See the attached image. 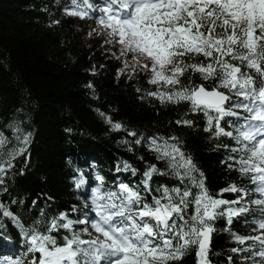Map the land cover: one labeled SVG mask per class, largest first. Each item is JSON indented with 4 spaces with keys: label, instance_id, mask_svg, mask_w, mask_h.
<instances>
[{
    "label": "snow or ice",
    "instance_id": "snow-or-ice-1",
    "mask_svg": "<svg viewBox=\"0 0 264 264\" xmlns=\"http://www.w3.org/2000/svg\"><path fill=\"white\" fill-rule=\"evenodd\" d=\"M62 10L93 21L88 35L119 62L118 81L146 82L140 100L184 107L174 123L206 134L236 179L213 190L180 136L138 132L97 109L128 152L145 153L142 167L118 160L111 177L74 167L77 202L61 210L47 197L41 207L10 191L33 136L26 116L12 119L0 126V264H183L193 253L195 264H215L221 232L245 245L232 253L264 264V0H67ZM17 240L22 255L3 250Z\"/></svg>",
    "mask_w": 264,
    "mask_h": 264
},
{
    "label": "trees",
    "instance_id": "trees-1",
    "mask_svg": "<svg viewBox=\"0 0 264 264\" xmlns=\"http://www.w3.org/2000/svg\"><path fill=\"white\" fill-rule=\"evenodd\" d=\"M64 3L67 0H0V126L26 116L24 126L33 133L30 164L25 175L16 178L10 189L13 195L28 203L38 199L41 207L52 197L48 203L63 210L77 202L79 195L72 187L74 167L91 172L94 166L109 177L116 175L118 160L142 167L136 155L145 153L128 152L121 143L124 135L110 131L97 109L138 132L180 136L213 190L235 180L236 173H228L221 164L226 153L215 150L206 134L174 123L186 111L184 107H161L149 99L140 100L135 88L148 87L145 81L117 80L118 64L96 42L80 41L73 21L63 14ZM45 7L47 12L42 10ZM54 19L60 24L51 26ZM93 65L95 76L89 71ZM89 81L95 85L94 94L84 87ZM198 123L202 129L203 119ZM66 128L73 129L71 135ZM234 230L249 234L242 223H236ZM18 244L17 240L3 250L22 255ZM233 247L245 245L221 232L215 239V264H228V256H233L235 264H252L242 259L244 253H232ZM183 264H195L194 253Z\"/></svg>",
    "mask_w": 264,
    "mask_h": 264
},
{
    "label": "rangeland",
    "instance_id": "rangeland-1",
    "mask_svg": "<svg viewBox=\"0 0 264 264\" xmlns=\"http://www.w3.org/2000/svg\"><path fill=\"white\" fill-rule=\"evenodd\" d=\"M70 19L73 21V24H74V28H73L74 33L80 37V39H81L80 41H82L83 44L96 42L100 46L102 45V43H103L102 38H100V37H89V35H88L91 28L96 27V25L93 23L92 20H80V19L75 18V17H70ZM112 60L115 63H117L118 66L120 67V64L118 61H116L114 59H112Z\"/></svg>",
    "mask_w": 264,
    "mask_h": 264
}]
</instances>
